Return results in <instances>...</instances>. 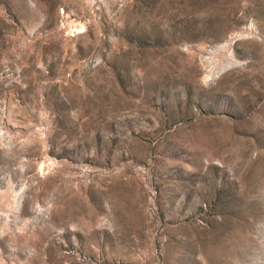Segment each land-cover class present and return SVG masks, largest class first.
<instances>
[{
    "label": "rangeland",
    "instance_id": "1",
    "mask_svg": "<svg viewBox=\"0 0 264 264\" xmlns=\"http://www.w3.org/2000/svg\"><path fill=\"white\" fill-rule=\"evenodd\" d=\"M0 264H264V0H0Z\"/></svg>",
    "mask_w": 264,
    "mask_h": 264
}]
</instances>
